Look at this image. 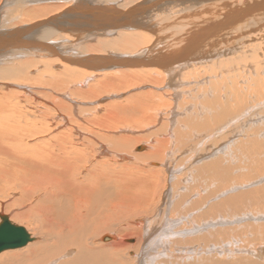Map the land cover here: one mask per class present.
Listing matches in <instances>:
<instances>
[{"label": "bare ground", "instance_id": "6f19581e", "mask_svg": "<svg viewBox=\"0 0 264 264\" xmlns=\"http://www.w3.org/2000/svg\"><path fill=\"white\" fill-rule=\"evenodd\" d=\"M48 1L12 0L10 6L17 4L21 7L23 3ZM56 1L61 3L64 1L66 7L47 20L35 22L33 19L25 27L17 25L11 29L7 28V21L5 25L0 23V80L8 81L16 79L15 77L20 80V76L26 75L24 66L32 67V64L37 63L34 61L38 60L41 63L51 60L62 65V67L57 66V63L53 67V70L60 74L53 73L51 62L52 65L49 66L52 70L50 74L57 75L53 78L59 81L56 86L57 92L60 86L68 85L75 78L82 79V75H91L93 79L96 75L116 72L113 74L119 81L113 83L121 85L117 90L118 94L123 88L128 90L135 86L136 89L141 83L146 86L148 83L152 86L162 85L167 79L166 86L173 90L172 99L175 100V104L170 105V113L167 114L170 123L165 122L166 124L155 133L145 134L148 144L139 142L145 146L150 145V150L134 155L133 151L136 147L133 145L134 140L124 135L117 136L121 125L116 123L124 125L128 119L135 121L137 118L150 115L152 122L159 123V112L161 106L163 107L162 102H159L162 101V91L158 92L160 94L155 90L154 93L153 91L136 93L137 97L135 95L134 98L130 97L126 103L115 102L109 110L111 111L109 114L114 117L105 121H100V109L82 107L80 110L63 105V96L67 95L63 93H58L60 98L45 95L46 100H52L56 105L55 108H48L44 115L42 114L44 124L37 122V111L28 110L24 103V106H21V102H15L13 99L15 103L10 101L6 106L0 100L2 108L0 109V188L13 190L16 194L20 192L21 198L17 201L18 204L23 201L29 204V210L25 209V212L17 213L16 218L5 215L18 226L22 225L15 221L28 219L31 222L29 224L35 229L32 228L34 233L40 239L30 246L36 239L30 233L34 242L25 246H30L25 250L26 252L5 251L7 254L0 257V264H121L118 262L120 253L114 249V245H98L96 240L101 236L102 231L110 227V216L115 205H126L127 208L135 209L150 202L143 196V187L148 182L165 181L166 164L168 167L169 165L178 167L175 171L181 175H183L180 171L181 167L185 171L184 174L187 173L185 181L183 180L184 183L188 181V184L185 183L187 187H182L181 179H177L176 186L173 187L175 190L181 188L178 190L180 195L173 211L178 213L179 217H184V214L190 215L193 223L189 222L191 223L189 225H193L194 229L188 227V230L190 228L198 234L196 238L190 231L174 232L171 229L169 232L173 233L171 234L173 238L187 237L188 234L193 236L192 239L196 238L192 243L191 240L187 242L186 239V244L190 243L188 245L183 244V239L180 240L182 243L177 245L180 252L187 248L188 253L194 254V257L196 254L201 257L207 253L208 257L209 254L212 257L213 253V256L217 257L216 254L219 253L222 254L219 258H226L227 262V256L231 259L234 255L230 254L234 252L227 250L225 245L228 243L223 241L224 238L221 241L226 244L221 242L222 245L214 244V247H209V244L211 240L215 243V238L222 233L221 230L226 232L227 225H240L237 230L239 232L243 228L241 225L247 226V221L260 226L257 227L258 232L253 228H245L251 231L253 240L252 242L245 240V243L256 247L254 243L264 242V229L263 231L259 229L264 226V211L259 210L260 207L251 208L253 210L245 211L242 216L233 214L241 212L243 205L247 207L258 205V200L264 198V174L256 175L257 166H251L247 169V176L244 174L245 183L233 182L231 180L233 171L226 161L228 157L223 159L232 154L233 148H236L235 143L244 141L240 138L247 136L248 130L250 132L253 130L254 133L247 136L249 143L246 144L249 145L245 146V141L244 144L242 143L247 153L251 155L254 153L258 158L262 152L260 157L264 155V147L254 143L256 137H260L264 142V79L259 78L260 74L264 73V63H261L264 61V43L258 44L264 41V0ZM46 8L33 11L32 15L42 16L41 14L47 12ZM29 32L33 35L26 36L25 34ZM116 36L119 38L114 39ZM55 39L57 42L54 41ZM76 44L78 46L72 49ZM111 47L118 51L111 52ZM249 52L251 63L247 56ZM260 54L263 56L261 57ZM21 59H28L26 65L22 64L21 68H16L18 64L7 67L10 62L17 60L23 62ZM210 63L211 67H209ZM198 64L200 67H197ZM87 82L88 80L79 82L77 86L85 87ZM109 83L111 82L105 80L103 87H99L95 92L92 91V95L103 91L101 89L111 87ZM99 84L98 81L97 85ZM242 84H248L246 90ZM43 86L48 87V83H44ZM195 87L201 90L197 92ZM182 99L184 100L179 103ZM32 103V100L27 99L29 106ZM88 103L91 104L93 101ZM105 111L103 110V113ZM95 112H99V115ZM182 116L186 118L180 119ZM31 117L36 118V121ZM168 136L169 138L166 139ZM38 137H44V140L42 142L35 140L33 144H29V139ZM144 149L145 147H141L137 150ZM173 149L182 154L181 159L176 158L175 155L173 157ZM128 154L133 155L134 164H139L140 167L134 164H119L120 159L121 161L128 159ZM185 154H188L189 158L184 156ZM220 154L225 156L219 157ZM97 158L102 159L98 161ZM152 163L154 166L160 165L164 168L159 171L150 169ZM136 168L140 170L136 171ZM167 172L170 174L169 180H166L168 185L175 172L169 169ZM212 180L216 189L208 192L209 188L206 186L209 182L212 183ZM200 187L201 189L204 187V191L199 190ZM20 206L23 207L22 204ZM228 209H231L228 217L223 216L221 213H226ZM192 211L193 216L190 214ZM142 222L150 232L155 221L147 218ZM148 240L149 237L140 235L139 246L135 249L139 251L141 246L143 250L149 251L150 244L145 248L147 245L145 243H149ZM200 242L207 243L206 250L201 248ZM231 243L230 246L234 247L235 245ZM261 244L256 248L241 247L239 250L255 257L256 259H250L254 264V261H261L264 258V243ZM127 248L126 250L129 251L130 248ZM139 253L134 255V259L130 258L131 264L143 260L145 251H142L141 256ZM204 258L198 260L199 264H207ZM181 259L184 260L182 257ZM187 260L188 258L185 262ZM194 261V264H198L196 259ZM209 263L211 264V261Z\"/></svg>", "mask_w": 264, "mask_h": 264}, {"label": "rangeland", "instance_id": "374dc122", "mask_svg": "<svg viewBox=\"0 0 264 264\" xmlns=\"http://www.w3.org/2000/svg\"><path fill=\"white\" fill-rule=\"evenodd\" d=\"M12 0H0V23H2V24H4L5 25V23H6V21H7V28H9V29H11V28H14V27H17V25L18 26H22V27H25V25H27V24H29V23H31L30 21L31 20H33V19H35L34 21L35 22H40L41 20L43 21L44 19H46L47 20V18H50V16L52 17V15L54 16V15H56V14H58V13H60L61 12V10H63L62 8L63 7H66L65 6V2L63 1L62 3L61 2H59V1H52V0H49L48 2H39V3H27V4H25V3H23V4H21V7H19L20 5H17V4H14V6L12 5V6H10V2H11ZM55 4H54V3ZM59 4V5H58ZM6 5V6H5ZM58 5V6H57ZM61 6V7H60ZM69 6V5H68ZM27 7V8H26ZM45 7H47L46 8V10H47V12L46 13H43V14H41L42 16H36V17H34V15H32V12L33 11H36V10H38V9H42V8H45ZM24 8V9H23ZM10 9H12V10H10ZM43 10H45V9H43ZM50 11V12H49ZM27 13V14H26ZM7 16H5V15ZM14 15V17L12 18V16ZM11 16V17H10ZM18 16V17H17ZM30 16V17H29ZM26 17V18H25ZM20 18V19H19ZM7 19V20H6ZM9 19H11V20H9ZM30 19V20H29ZM11 21H12V23H11ZM19 22V23H18ZM21 22V23H20ZM14 23V24H13ZM26 36H31V35H33L31 32H29V34L27 33V34H25ZM117 37V38H116ZM114 39H118L119 38V36H116ZM55 42H57V41H59V39L57 38V41H56V39L54 40ZM61 41V40H60ZM94 43H96V42H94ZM262 43H264V41L263 42H258V44H262ZM56 44V43H55ZM263 45V44H262ZM78 45L76 44L74 47L72 46V49L73 48H75V47H77ZM113 49V50H112ZM71 50V49H70ZM110 51L111 52H117L118 50H115L113 47H111V49H110ZM251 54H250V52H249V54H247V56L249 57ZM262 54H260V56H261ZM263 56V55H262ZM261 56V57H262ZM20 60V59H19ZM19 60H17V61H14V62H10V63H8V66H7V64L6 65H4L5 67L7 66L8 68H9V66H12V67H14L16 64H18V65H16V68H21L22 67V64L23 65H26V60H28V59H25V60H22L23 62H21V61H19ZM38 61H40V60H38ZM38 61H34L35 63H36V65L35 64H32V67L31 66H29V67H26V66H24L25 68H26V70H25V73H26V75L25 74H23L22 76H20L19 78H20V80L17 78V77H15L16 79H11V80H0V100H2L1 101V103L3 104V105H6V106H8L9 104H10V101H12V102H14V100H15V102H21V106H24V105H26V107L27 108H29L28 110H32V111H37V116L39 117H36L37 118V122H39L40 124H44V117H43V115H44V113L47 111V109L48 108H55V103L52 101V100H46L45 99V95H47V96H51V95H53L54 97H56V98H60V95L58 94V93H63V95L64 94H67V95H64L63 96V98H64V100H63V102H62V104L63 105H68V106H70V107H72V108H80V110L82 109V107L83 108H88V109H92V110H96V109H100V115L97 113V112H95L96 114H98L100 117H101V119H100V121H105V120H112L111 119V117H114V116H112V115H110L109 113H111V111H109L111 108H110V106L112 105H115V102L116 103H121V102H124V103H126V100L127 99H129L130 97H132V98H134L135 96H136V93L137 94H141V93H143V92H152L153 91V93L156 91V93H158V92H160L161 93V91H162V93H163V95L161 94V96H162V101H159L160 103H161V105L163 104V107L161 106V112H159V117H160V121H159V123H154V122H152L151 121V115L150 116H142V118L141 119H135V121L134 120H131V119H128V120H126L124 123V125H122V123H116V125H121L120 126V130H119V132H118V135L117 136H125L126 138H130V139H133L134 140V143H133V145L134 146H136L135 147V150L133 151V154L134 155H136V154H141V153H145V152H147L148 150H150V145H148V146H145V144H148V142H147V140L145 139V134L147 135V133H152V132H157L163 125H165L166 123H168V113H170V111H169V108H170V105L171 104H175V100L174 99H172L173 98V94L174 93H172L173 92V90L172 89H170V88H168L166 85L168 84V82H167V79H166V81H164V83L162 84V85H153L152 86V84H147V82H145V84H147V86L146 85H144V83H141V85H143V86H141V85H139V86H137L136 87V89H135V86H133L132 88L133 89H128V90H126V89H121L120 90V95L118 94V92L119 91H117L118 89H120L121 88V85L118 83V84H114L113 82H115V81H119V79L117 78V76H115L113 73H116V72H113L112 74L110 73L109 75L107 74V75H104V74H101V75H96V76H94V78L93 79H91V75H82L81 77H82V79H76L75 78V80H72V82L71 83H69L68 85H66V86H64V87H61L60 86V89H59V91L57 92L56 91V89L58 88V87H56L57 86V84H58V82L59 81H57V79H55V78H53L54 76H57V75H52V74H50V71H52L53 70V67H55L54 65L55 64H57L58 62H55L54 63V61H51V60H47L46 61V63H45V61H43L42 63H41V61L40 62H38ZM251 59H250V57H249V63H251ZM33 62V63H34ZM53 64H51V63ZM45 63V64H44ZM262 64L264 63V61L263 62H261ZM15 64V65H14ZM52 65V66H51ZM243 65V64H242ZM35 66V67H34ZM49 66H51V68H52V70H50L51 68L49 67ZM57 66H60V67H62V65H61V63L59 64L58 63V65ZM212 66V64L210 63V65H209V67H211ZM5 67H2V68H5ZM197 67H200V65L198 64V66ZM1 68V69H2ZM45 68V69H44ZM46 68H47V70H46ZM31 69V70H30ZM244 69H247V68H244ZM34 70V71H33ZM191 69H189V71H190ZM48 71V72H47ZM188 71V70H187ZM186 71V72H187ZM57 72V73H56ZM41 74V75H39V74ZM53 73H56V74H60V72H58V71H54L53 70ZM126 73V72H125ZM129 73V72H128ZM261 76H259V78H261V79H264V73L262 72L261 74H260ZM40 76V77H39ZM89 76V77H88ZM113 76V77H112ZM114 76H115V78H114ZM263 76V77H262ZM37 77H39V78H37ZM90 78V79H88V78ZM93 77V76H92ZM207 77V76H206ZM45 78V79H44ZM27 79V80H26ZM31 79V80H30ZM55 79V80H54ZM115 79V80H114ZM41 80V82H39V81ZM85 81V80H88V82L87 83H85V87H83V86H77V84H79V82H81L82 83V81ZM105 80H107V81H110L111 83H109L110 84V86L111 87H107V89L106 88H104V89H101V90H103V91H101L100 93H97V95H95V94H93L92 95V91H96L99 87H103V85L105 84ZM112 80V81H111ZM45 81V82H44ZM91 81V82H90ZM98 81H99V85H97L98 84ZM2 82H3V84H2ZM44 83H48V87H45V86H43L44 85ZM56 83V84H55ZM95 83V84H94ZM104 83V84H103ZM241 83H242V80H241ZM6 84V85H5ZM87 84V85H86ZM112 85H114V86H112ZM150 85V86H149ZM192 85V84H191ZM7 86V87H6ZM50 86V87H49ZM52 86V87H51ZM53 86H54V88H53ZM69 86V87H68ZM77 86V87H76ZM117 86V87H116ZM145 86V87H144ZM152 86V87H151ZM158 86V87H157ZM164 87L163 88V90H162V87ZM225 86V85H224ZM242 86L245 88V90H246V88H247V86H248V84L247 85H244V84H242ZM56 87V88H55ZM73 87H74V89H73ZM192 87H194V86H192ZM226 87V86H225ZM229 87H231V86H229ZM41 88V89H40ZM117 88V89H116ZM150 88H152V89H150ZM154 88V89H153ZM156 88V89H155ZM168 90H167V89ZM181 88H183V87H181ZM196 88V90H197V92L199 91V90H201V89H197V87H195ZM47 89H49L50 91H51V93L49 94V92L50 91H48ZM54 89V90H53ZM67 89V90H66ZM73 89V90H72ZM76 89V91H74ZM88 89V90H87ZM116 89V90H115ZM170 89V90H169ZM263 89H264V87H263ZM42 90H43V92L44 93H42ZM62 90H64L63 92H61ZM105 90V91H104ZM126 90V91H125ZM132 90V91H131ZM155 90V91H154ZM159 90V91H158ZM115 91H117L116 93H115ZM128 91H130V92H128ZM137 91V92H136ZM164 91V92H163ZM57 92V93H56ZM64 92H67V93H64ZM70 92H72V93H74V95L72 94V93H70ZM103 92V93H102ZM122 92H123V94H122ZM126 92V93H125ZM139 92V93H138ZM52 93H54V94H52ZM76 93V94H75ZM90 93V94H89ZM160 93H158V94H160ZM69 94H70V96H69ZM77 94H80V96H78ZM88 94L90 95L89 97H88ZM101 96H100V95ZM7 95V96H6ZM38 95V96H37ZM59 96V97H57V96ZM73 95V96H72ZM76 95V96H75ZM91 95H92V99H94V100H92L91 99ZM116 95V96H115ZM130 95V96H129ZM135 95V96H134ZM166 95V96H165ZM75 96V97H74ZM79 98H78V97ZM95 96L97 97V98H95ZM118 96V97H117ZM8 97V98H7ZM42 97V98H41ZM72 97V98H71ZM77 97V98H76ZM86 97V98H85ZM99 97V98H98ZM137 97V96H136ZM2 98H4V99H2ZM74 98V99H73ZM88 98V99H87ZM166 98V99H165ZM7 99V100H6ZM14 99V100H13ZM27 99H30V100H32L33 101V103L31 104V106H29L28 104H27ZM44 99H45V101H44ZM62 99V98H61ZM77 99V100H76ZM89 99H90V101H93V103H91V104H89L88 102H90L89 101ZM163 99H164V101H163ZM169 99V100H168ZM187 99V98H186ZM84 100V101H83ZM118 100V101H117ZM161 100V99H160ZM167 100V101H166ZM184 99H182V100H180V102L179 103H181V101H183ZM5 101V102H4ZM87 101V102H86ZM97 101V102H96ZM106 101V102H105ZM108 101V102H107ZM111 101V102H110ZM112 101H114V103L112 102ZM188 101V100H187ZM7 102H9V103H7ZM14 102V103H15ZM35 102L37 103V104H35ZM44 102V103H43ZM23 103H24V105H23ZM40 103V104H39ZM46 103V104H45ZM52 105H51V104ZM85 103H87V104H85ZM101 103V104H100ZM113 103V104H112ZM8 104V105H7ZM36 105V106H35ZM38 105H40V107H38ZM102 107H101V106ZM41 106H43L44 108L42 109V107ZM107 106H108V108H107ZM105 107H106V109H105ZM39 108L41 109V110H39ZM101 108H103V109H101ZM0 109H2L1 108V106H0ZM91 110V111H92ZM102 110V111H101ZM103 110L105 111L104 113H103ZM167 111V112H166ZM180 111V110H179ZM39 112V113H38ZM154 113V112H153ZM40 114V115H39ZM43 114V115H42ZM78 114H81V113H78ZM41 115H42V117H41ZM82 115V114H81ZM91 115V114H90ZM87 116V115H86ZM89 117H92V116H89ZM184 116H182V117H180V119L181 118H183ZM34 121H36V118H34V117H31ZM104 118V119H103ZM186 117H184L183 119H185ZM43 119V120H42ZM42 120V121H41ZM148 120V121H147ZM167 120V121H166ZM150 122V123H149ZM166 122V123H165ZM147 123V124H146ZM170 123V122H169ZM168 123V124H169ZM146 125V127L144 128V126ZM170 127V126H169ZM168 127V128H169ZM150 128H152V129H150ZM148 130V131H145V130ZM97 130H99V131H101L100 129H97ZM122 131V132H121ZM140 132V133H139ZM130 133H131V135H130ZM246 132H244V134H245ZM252 133H254L253 132V130L250 132V130H248V132H247V136H250ZM264 133V132H263ZM260 135V134H259ZM236 136H239V135H236ZM247 136L245 135V136H242L240 139H241V141L244 139V141H245V146H247V145H249V144H246L247 142L249 143V139H247ZM169 138V136L166 138V139H168ZM144 139H145V141H144ZM247 141H246V140ZM255 139H257L256 140V142H254V143H256L255 145H260V146H263L264 147V142L260 139V137L259 138H255ZM37 141V142H39V141H43L44 140V137H38V138H31V139H29V144H33L34 142L33 141ZM169 140H171V139H169ZM146 142L145 144H141V143H139V142ZM243 141V142H244ZM40 142V143H41ZM242 142V143H243ZM242 143H235V145H236V148L234 147L233 148V152H232V154H230V155H228V156H226L225 158L223 157V159H226L227 157V159H226V161L229 163V166L232 168L231 170L233 171V175H232V181L234 182H241V183H245V180H246V176H247V174H248V170L247 169H249L251 166L252 167H256V172H255V174L257 175V174H264V163L262 164V162L264 161L263 159V157H264V155H263V157H260L261 156V154L263 153H261L260 155H259V158H258V156H256V155H254V153L252 154L253 155V157H252V155L250 154V153H247V151H246V148H245V146L242 144ZM149 144H151L150 142H149ZM241 146V147H240ZM242 146H243V148H242ZM141 147H145V149L144 150H141V151H138L137 149L138 148H141ZM151 147H152V145H151ZM261 148V147H260ZM261 149H263V148H261ZM174 150V151H173ZM172 150V152H173V157H174V155L176 156V158H178L179 157V159H181V155L182 154H180V153H178L175 149H173ZM250 150V149H249ZM222 155L223 156H225V154H220L219 155V157H222ZM131 156V157H130ZM132 154H128L127 155V157H128V161L127 160H122L121 161V159L118 161L119 162V164H126V165H129V164H134V160H132ZM184 156H187V158H189L188 157V154H185ZM105 158V157H104ZM229 158H230V160H229ZM232 158V159H231ZM258 158V159H257ZM262 158V160H260ZM98 159V161L100 160V159H102V158H97ZM256 160H259L260 162H261V164L263 165H261L260 164V162L259 161H256ZM95 162L97 161V160H94ZM101 161V160H100ZM255 161V162H254ZM257 162V163H256ZM245 164H247V165H245ZM134 165H137L138 167H140V165L139 164H134ZM165 165V164H164ZM260 165V166H259ZM246 166V167H245ZM262 166V167H261ZM154 167V168H153ZM165 167H166V169H167V171H168V169H169V171H172V172H175V175H174V177L170 180V184H166L167 183V181L169 180V178H170V174L167 172V171H165L166 172V176H167V178H166V180L164 181V180H162V181H158L159 183H155L154 181H152V182H148L147 184H145L144 185V187H143V190L142 191H144V193H143V196H145V197H147V199L150 201L149 203H147L146 204V206L145 205H143L142 207H138V208H135V209H133L132 207H130V208H127V206L126 205H115L116 203H114V205H115V208H113L112 209V212H111V218H110V223H109V228L108 229H105L104 231H102L101 232V236H99V238L96 240V242H97V244L98 245H104V246H111V245H114L115 246V250H118L119 251V253H120V256H119V260H118V262L119 263H123V264H131V261H130V258H132V259H134L135 258V256L134 255H137L138 254V252H140L139 253V255L141 256V254H142V251L144 252L145 251V253H144V257L142 258L143 260H141L140 261V259H139V261L140 262H134V263H132V264H194L195 263V259H196V261H200L201 259L203 260V258L205 257V258H209L210 260L209 261H211V264H244V263H247V264H253V263H251L250 262V259L251 258H255V257H251L250 255H247V253H245V252H243V251H241V250H239L241 247H246L247 249H251L252 247H255V245H253V246H251V244H249V245H247L246 243H245V240H249L250 242H252L253 240H252V234H251V231L250 230H248V229H245V228H247V227H249V228H253V229H255L257 232H258V229H257V227H259L260 226V224H253V223H251L250 221H247L246 222V225L247 226H242L241 225V230L239 231V232H237V230H239V228H240V225L239 226H229V225H227L226 227H228V228H226V227H224V229H225V231L226 232H224V230H221L222 231V233H220L221 235H218L216 238H215V243H213V240H211V242H210V244H209V247L211 246V247H214L215 245L214 244H219V246H220V244L222 245V243L221 242H223V241H226V243H228L227 245H225V247L227 248V250H232L233 252H234V254L233 253H231L230 255H234V256H231V259H230V257H228L227 256V262H226V258H219V257H222V254H216V255H218L217 257L219 258V259H217V257H214L213 255H214V253H213V255H212V257H211V255L209 254V257H208V253L207 254H204L203 256H201L200 257V255H198V254H196L195 255V257H194V254L192 255V254H189L188 253V250L189 249H183V250H181V252H180V250L179 249H177V245H180L182 242H183V244L184 245H188V244H190V243H192V242H194V239H196L197 237H198V234L196 233L195 234V232L194 231H191V229L193 228L194 229V226L192 225H189V224H191V223H189V222H192V220H191V216L190 215H186V214H184V217H179L178 216V213H176V212H174L173 211V209H174V206L177 204V202H178V197H179V195H180V191H178V190H181V188L180 187H178L177 188V190H175V189H173V187L174 186H176V183H177V179H181L182 180V182H183V180L185 181V177L187 176V173H185L184 174V170L182 169V167H181V173L183 174V175H181L180 173H178L177 171H175L178 167H174V166H170L169 165V167H168V164H166L165 165ZM173 169H172V168ZM237 168V169H234V168ZM244 167V168H243ZM150 169H155V171H159L160 169L162 170L163 168H161V166L159 165V166H154V163H152V166L151 167H149ZM149 168H145L146 170L147 169H149ZM137 169L138 170H140V168H136V171H137ZM234 169V170H233ZM239 170V171H238ZM176 172H177V174H176ZM244 174L246 175L245 177H244ZM186 175V176H185ZM179 177V178H178ZM181 177H183V178H181ZM240 177H244V178H240ZM234 178H236L235 180H233ZM174 179V180H173ZM254 179H258V178H254ZM253 179V180H254ZM174 181H176V182H174ZM188 181H186L185 183H187ZM145 183V182H144ZM184 182H183V185H182V187L183 188H186L187 187V184H185ZM152 184V185H151ZM169 185H171V188L169 189ZM208 186H206V187H208L209 188V190H208V192H211V191H213V190H215L216 189V187L215 186H213V180H212V183L211 182H209V184H207ZM141 186V185H140ZM1 189H3V190H1ZM194 189V188H193ZM204 187H202V189H201V187H200V189L199 190H203L204 191ZM256 189H258V188H256ZM251 190H253V189H251ZM9 189H7V188H0V214H3V215H10V217H12V218H16V214L17 213H23V212H25V209H26V211H28L29 210V204L28 203H26V201H23V202H21V203H19L18 204V202L17 201H19V199L21 198V194H20V192H18L17 194L16 193H14V191L12 190H10L9 192ZM155 191V192H154ZM171 191V192H170ZM202 191V192H203ZM154 192V193H153ZM199 192H201V191H199ZM156 193V194H155ZM171 194V195H170ZM175 194V195H174ZM146 195H148L149 196V198H148V196H146ZM165 196V197H164ZM170 197V198H169ZM168 198V199H167ZM172 198V199H171ZM177 198V199H176ZM171 199V200H170ZM7 200V201H6ZM263 200H264V198H262V199H260V200H258L259 201V203H258V205H254L253 207H247V206H245V205H243L242 206V210H241V212L239 211L237 214H236V212L235 213H233L234 215H237V216H242V214L245 212V211H247V210H253V209H251V208H261V209H259V210H262V211H264V202H263ZM170 201H172V202H170ZM2 202V203H1ZM166 202V203H165ZM170 203H172V204H170ZM14 204V205H13ZM23 205V207L22 206H20V205ZM17 206H20V207H18V208H16ZM120 208H119V207ZM123 208H122V207ZM167 206V207H166ZM189 206V205H188ZM2 208V209H1ZM247 208V209H246ZM19 211H18V210ZM28 209V210H27ZM130 210V212H128L129 210ZM169 209V210H168ZM10 210V211H9ZM117 210V211H116ZM229 210H231V209H228L227 211H226V213H221L223 216H226V217H228V215L230 214V212L231 211H229ZM149 211V212H148ZM114 212V213H113ZM8 213V214H7ZM113 214V215H112ZM192 216H193V211L190 213ZM108 215H109V212H108ZM186 215V216H185ZM130 216V217H129ZM190 216V217H189ZM164 217V218H163ZM99 218H100V216H99ZM147 218H151V219H153V221H155L154 222V224L152 225V229H151V231L150 232H148V230L146 229V225H145V223L144 222H142V220H147ZM175 218V219H174ZM180 218V219H179ZM183 218V219H182ZM102 219H104V217L102 218ZM162 219V220H161ZM167 219H168V222H167ZM170 219H172L171 221L173 222V224H172V222L170 221ZM174 219V220H173ZM108 220H109V218H108ZM159 220V221H158ZM178 220H180V221H178ZM1 221V220H0ZM166 221V222H165ZM177 221V222H176ZM181 221H182V223H181ZM15 222H18L19 223V225H22V226H24V227H26L27 228V230H30V232L29 233H31L33 236H34V238H36L35 239V243H33V244H30V246L31 245H34V244H36L37 242H39V237L34 233L35 231V229H34V227H33V225L32 224H29V223H31L28 219H23V220H18V221H15ZM138 222V223H137ZM140 222H142L141 224H139ZM171 222V223H170ZM17 223V224H18ZM165 223V224H164ZM177 224V226H176V224ZM193 223V222H192ZM264 223V222H263ZM138 225V226H137ZM141 225V226H140ZM158 225V226H157ZM160 225H162V226H160ZM163 225L165 226V227H163ZM170 226V227H168V226ZM261 225H263V224H261ZM113 226V227H112ZM173 226V227H172ZM184 226V227H183ZM186 226V227H185ZM162 227H163V229H162ZM168 229H167V228ZM176 227V228H175ZM188 227H190L189 228V230H188ZM34 230H33V229ZM149 228H151V226L149 227ZM161 228V229H160ZM183 228V229H182ZM217 230H218V228L217 227H215ZM159 229H160V231H159ZM164 229H166V230H164ZM173 230L174 232H177V231H182V232H185V233H187V232H191V233H193L192 235L194 236V237H196V238H194V239H192L193 238V236L191 237V234H184V235H187V237L185 238V237H183V236H179V238L180 237H183V238H178V239H176V238H173L172 236H171V234H173V233H171V232H169L170 230ZM261 231H263V229H264V226L263 227H260L259 228ZM187 230V231H186ZM227 231H228V233H227ZM260 231V232H261ZM160 232V233H159ZM181 233V232H180ZM214 233H217V232H214ZM240 235H239V234ZM35 234V235H34ZM224 234H226L225 236H223ZM230 234V235H229ZM140 235H143L144 237H149V240H148V242L149 243H145V244H147V245H145V248H147V247H149V244H150V249H151V251H150V249H149V251H146V249H144L143 250V247L141 248V246H140V250L138 251V250H136L135 249V247L136 246H139V236ZM196 235V236H195ZM238 235V236H237ZM105 236H108L109 237V239L110 240H108V241H104L103 240V238L105 237ZM161 236V237H160ZM168 236V237H167ZM236 236V237H235ZM258 236V235H257ZM155 237V238H154ZM167 237V238H166ZM188 237H189V239H188ZM229 237V238H228ZM133 238V239H132ZM159 238V239H158ZM224 238V240L223 241H221V239H223ZM235 238H236V240H235ZM249 238V239H248ZM260 238V237H259ZM128 239V240H127ZM154 239H156V240H154ZM158 239V240H157ZM161 239V240H160ZM184 241H183V240ZM187 239V240H186ZM217 239V240H216ZM227 239V240H226ZM241 239H243L242 241H241ZM138 240V241H137ZM180 240H182V242L180 241ZM185 240L188 242L189 240H191L190 241V243H188V244H186V242H185ZM228 240H230V242L228 241ZM237 240H238V242H237ZM120 241V242H119ZM129 241H133V242H129ZM161 241H162V244H161ZM177 241H179V242H177ZM234 241V242H233ZM164 242H165V244H164ZM216 242H218V243H216ZM232 242V243H231ZM244 242V243H243ZM169 243V244H168ZM203 244V246L201 245V244ZM199 243V245L201 246V248L202 249H204V250H206V248H207V243H202V242H200ZM213 243V244H212ZM224 243V242H223ZM226 243H224V244H226ZM229 243H231V244H233V246L234 247H231L230 246V244ZM234 243H237L238 245H236V244H234ZM261 243H264L263 241H261ZM260 243V241L259 242H256V243H254V244H256V247L257 246H259V245H262ZM167 244V245H166ZM173 244V245H172ZM198 244V243H197ZM197 244H195V245H197ZM240 244V245H239ZM124 245V246H123ZM131 245V246H130ZM163 245V246H162ZM165 245V246H164ZM176 246V247H173V246ZM214 245V246H213ZM30 246H27V247H25V248H23V249H19V250H10V251H8L7 253H13V252H19V251H25L26 249H28ZM130 246V247H129ZM181 246H183V245H181ZM180 246V247H181ZM206 246V247H205ZM130 248V252L128 251V250H126V248ZM172 247V248H171ZM255 247V248H256ZM127 248V249H128ZM133 248V249H132ZM165 248V249H164ZM176 249V250H174V249ZM201 248H199V250L201 249ZM203 250V252H205ZM11 251H13V252H11ZM126 253H125V252ZM174 251V252H173ZM26 252V251H25ZM181 254H180V253ZM203 252H202V254H203ZM241 252H242V255H241ZM6 252H3V253H1V255H0V257L2 256V255H4V254H7ZM179 253V254H178ZM133 254V255H132ZM201 254V255H202ZM228 254V253H227ZM178 255V256H177ZM229 255V254H228ZM240 255H241V257H240ZM128 256V257H127ZM152 256V257H151ZM182 258H184V260H182L181 259V257ZM193 256V257H192ZM236 256V257H235ZM203 257V258H202ZM188 258V260L185 262V260ZM204 258V260H205V262L207 263V264H210L209 263V261L207 260V259H205ZM121 259H122V261H121ZM129 259V260H128ZM256 259V258H255ZM255 259H253V260H255ZM225 260V261H224ZM245 260V261H244ZM126 261V262H125ZM182 261V262H181ZM199 261L197 262L198 264H199ZM236 261V262H235ZM116 262H117V260H116ZM213 262V263H212ZM217 262H219V263H217ZM226 262V263H225ZM231 262V263H230ZM202 264V263H201ZM254 264H264V258L260 261V260H258V261H254Z\"/></svg>", "mask_w": 264, "mask_h": 264}, {"label": "water", "instance_id": "95a60500", "mask_svg": "<svg viewBox=\"0 0 264 264\" xmlns=\"http://www.w3.org/2000/svg\"><path fill=\"white\" fill-rule=\"evenodd\" d=\"M0 220V254L8 250L20 249L30 242H34L25 227L15 225L8 216L3 214L0 215ZM103 240L108 241L110 239L105 236Z\"/></svg>", "mask_w": 264, "mask_h": 264}]
</instances>
